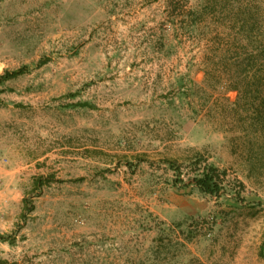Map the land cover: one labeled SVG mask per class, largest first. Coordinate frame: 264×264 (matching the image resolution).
<instances>
[{"label": "rangeland", "instance_id": "374dc122", "mask_svg": "<svg viewBox=\"0 0 264 264\" xmlns=\"http://www.w3.org/2000/svg\"><path fill=\"white\" fill-rule=\"evenodd\" d=\"M263 244L264 0H0V264H264Z\"/></svg>", "mask_w": 264, "mask_h": 264}, {"label": "trees", "instance_id": "16d2710c", "mask_svg": "<svg viewBox=\"0 0 264 264\" xmlns=\"http://www.w3.org/2000/svg\"><path fill=\"white\" fill-rule=\"evenodd\" d=\"M29 71V67H23L17 71H7L4 76L1 77V81H8L16 79L22 75H25ZM218 171L214 167H207L199 177H195L192 181L194 185L204 194L207 195H219L224 191V184L221 181ZM181 182V179H179ZM261 256L264 259V244L261 249Z\"/></svg>", "mask_w": 264, "mask_h": 264}]
</instances>
